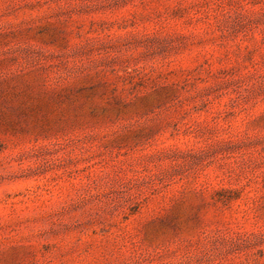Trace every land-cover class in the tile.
I'll use <instances>...</instances> for the list:
<instances>
[{"label": "rangeland", "instance_id": "1", "mask_svg": "<svg viewBox=\"0 0 264 264\" xmlns=\"http://www.w3.org/2000/svg\"><path fill=\"white\" fill-rule=\"evenodd\" d=\"M0 264H264V0H0Z\"/></svg>", "mask_w": 264, "mask_h": 264}]
</instances>
